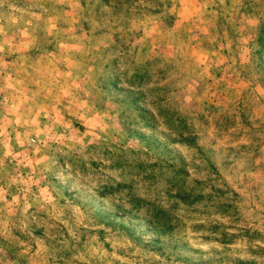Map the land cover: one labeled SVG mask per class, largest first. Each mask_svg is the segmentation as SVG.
<instances>
[{"label":"rangeland","instance_id":"obj_1","mask_svg":"<svg viewBox=\"0 0 264 264\" xmlns=\"http://www.w3.org/2000/svg\"><path fill=\"white\" fill-rule=\"evenodd\" d=\"M0 264H264V0H0Z\"/></svg>","mask_w":264,"mask_h":264}]
</instances>
